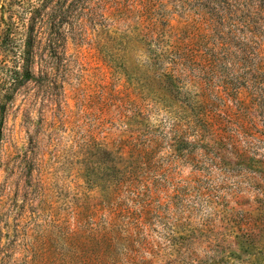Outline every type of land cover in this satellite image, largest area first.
Wrapping results in <instances>:
<instances>
[{
	"label": "rangeland",
	"instance_id": "rangeland-1",
	"mask_svg": "<svg viewBox=\"0 0 264 264\" xmlns=\"http://www.w3.org/2000/svg\"><path fill=\"white\" fill-rule=\"evenodd\" d=\"M135 2L106 10L110 39L70 42L50 88L0 121V264H264L263 120L225 90L246 70L166 77L132 38ZM22 3L0 0V36L25 38ZM164 5L167 41L193 19Z\"/></svg>",
	"mask_w": 264,
	"mask_h": 264
},
{
	"label": "trees",
	"instance_id": "trees-1",
	"mask_svg": "<svg viewBox=\"0 0 264 264\" xmlns=\"http://www.w3.org/2000/svg\"><path fill=\"white\" fill-rule=\"evenodd\" d=\"M22 1L30 15L23 23L25 38L16 42L9 24L0 36V49L7 53L0 58L1 122L20 96L25 98L20 108L27 112L30 101L50 88L55 75L65 67L70 42L77 47L85 43L100 47L103 40L110 39L106 10L126 6L130 0ZM134 1L139 5L138 21L143 30L132 38L142 37L156 49L158 58L165 56L161 61L166 59L171 66L166 77L174 79L173 70L179 67L184 74L190 68L207 83L222 65H240L246 71L232 81L233 88L225 84V90L228 96L245 91L250 99L245 108L249 114L260 110L264 127V0H174L180 12L193 20L167 41L164 36L173 31L168 16L173 13L167 11L165 0ZM2 5L5 7V2ZM122 8L119 5L111 14L125 17ZM230 142L231 152L237 154L235 137L231 136Z\"/></svg>",
	"mask_w": 264,
	"mask_h": 264
}]
</instances>
